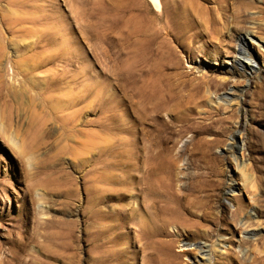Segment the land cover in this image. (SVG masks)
Returning a JSON list of instances; mask_svg holds the SVG:
<instances>
[{
	"label": "rangeland",
	"instance_id": "374dc122",
	"mask_svg": "<svg viewBox=\"0 0 264 264\" xmlns=\"http://www.w3.org/2000/svg\"><path fill=\"white\" fill-rule=\"evenodd\" d=\"M223 6L211 43L195 33L213 15L183 18L171 0H0V260L21 230L33 264L264 258V0ZM249 33L255 69L236 63ZM145 69L175 132L166 142L154 132L142 154L151 144L170 193L211 200L216 224L181 217L164 224L165 237L138 231L144 195L135 196V142L121 120L133 125ZM192 223L196 239L181 226Z\"/></svg>",
	"mask_w": 264,
	"mask_h": 264
},
{
	"label": "bare ground",
	"instance_id": "6f19581e",
	"mask_svg": "<svg viewBox=\"0 0 264 264\" xmlns=\"http://www.w3.org/2000/svg\"><path fill=\"white\" fill-rule=\"evenodd\" d=\"M226 1L227 0H171V2H174V6L176 7L174 9H177V13H179V15L183 18L189 19L191 17L193 20H196L197 18H199V10L204 9L210 12L211 15H213L214 18H211L209 20V22L212 21L210 22V27H201V30L199 29L200 32L197 33V31L195 33V36H206L211 43H214L213 35L221 31V29L215 27V24L217 22L216 12L220 10L223 11V3H225ZM210 4H215V6H204ZM201 19L202 21H204L203 18ZM205 21L207 22V19ZM206 24L208 26L209 23ZM251 34L252 33H249L246 36H241L239 38L240 42L238 43V47H236L235 52L236 63L240 66H243L242 63H247L250 61V63H248L246 66L250 69H255L256 67L251 63L252 59L250 51L247 48V38ZM149 73L150 72L146 71V69L141 71V80H143L140 82L142 83V89H140L138 93H136L138 101H136L133 105V125L129 127L125 121L121 120V122H123L122 124H124L123 130L130 132L135 142L134 178L135 190L137 191L135 196L141 198V195H144L143 204H141L142 201L137 202V207L134 208L133 212L134 215L137 216L136 218H138V225L136 224L138 227V231L143 234V236H146L148 238L158 236L165 237L168 235V233L163 228L164 224L167 225L166 223L168 221L178 220L177 218L181 217H184L185 219L188 218L189 220L194 217H198V219L202 222L216 224L218 219L214 215H212V207L210 204L211 200L210 202L204 201V199L201 198V200H198V197H196V195L195 199H190V196L193 197V195L195 194V190H192L191 188L186 189V192L181 195L178 193H170V186L167 185L168 183L163 184L160 182L161 179L166 180L162 178L164 168L159 163H157V159L153 157V149L151 144L150 146L145 147L146 152L142 154L143 148L140 146V143H142L143 141H148L149 143H151L154 132H157L162 142L168 141L175 132L172 128L171 123L163 119V109L168 103V98H165L163 95H161L162 90H159L158 85L153 80L151 81V79L149 78ZM2 120L3 117L0 121V132L5 134V126ZM105 126L107 127L108 124H105ZM9 140L18 149L16 142L12 138H9ZM241 211V209L234 211V215L236 216V218L239 217ZM245 223H243L244 228L247 227ZM193 225V223L191 224V226H185L181 224L190 239H196V236L200 233L198 232L199 230L197 231L198 228H194ZM198 225L200 226V224ZM51 226L52 224L49 220L40 224H38L37 220H35V227L38 229H45ZM18 234L19 238H17L16 240H12V242H9H17V250L10 251L7 248V252L6 250L4 251L5 256L1 258L0 264H33V262L27 263L25 261L26 255H24V247L28 246L29 242L28 245L23 244V241L21 239L22 230L19 231ZM250 234L252 237H254V234L252 232ZM206 237L210 238L211 235H208ZM240 242L242 243L243 240H241ZM199 249L203 256H210V250L208 249L207 245L200 244ZM225 256L230 257L231 254L227 253ZM208 260H210V258H208ZM252 264H264V258L257 257L253 260Z\"/></svg>",
	"mask_w": 264,
	"mask_h": 264
}]
</instances>
